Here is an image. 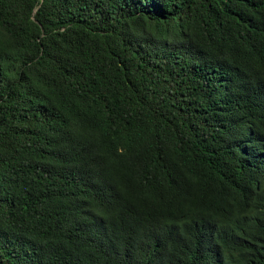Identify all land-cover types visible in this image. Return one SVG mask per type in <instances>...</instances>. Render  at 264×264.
Returning <instances> with one entry per match:
<instances>
[{
  "label": "trees",
  "instance_id": "trees-1",
  "mask_svg": "<svg viewBox=\"0 0 264 264\" xmlns=\"http://www.w3.org/2000/svg\"><path fill=\"white\" fill-rule=\"evenodd\" d=\"M0 264H264V0H0Z\"/></svg>",
  "mask_w": 264,
  "mask_h": 264
},
{
  "label": "water",
  "instance_id": "water-1",
  "mask_svg": "<svg viewBox=\"0 0 264 264\" xmlns=\"http://www.w3.org/2000/svg\"><path fill=\"white\" fill-rule=\"evenodd\" d=\"M34 19V18H33ZM35 20V19H34ZM37 23H38V21L37 20H35Z\"/></svg>",
  "mask_w": 264,
  "mask_h": 264
}]
</instances>
